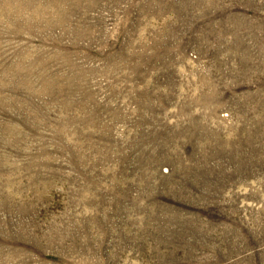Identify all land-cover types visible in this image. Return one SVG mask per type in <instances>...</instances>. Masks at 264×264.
Instances as JSON below:
<instances>
[{
  "label": "rangeland",
  "instance_id": "1",
  "mask_svg": "<svg viewBox=\"0 0 264 264\" xmlns=\"http://www.w3.org/2000/svg\"><path fill=\"white\" fill-rule=\"evenodd\" d=\"M0 264H264V0H0Z\"/></svg>",
  "mask_w": 264,
  "mask_h": 264
}]
</instances>
